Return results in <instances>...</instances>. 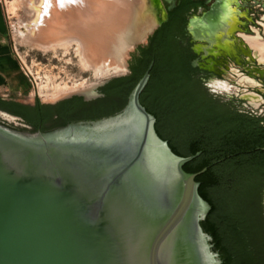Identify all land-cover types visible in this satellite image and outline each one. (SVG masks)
<instances>
[{"label":"water","instance_id":"obj_1","mask_svg":"<svg viewBox=\"0 0 264 264\" xmlns=\"http://www.w3.org/2000/svg\"><path fill=\"white\" fill-rule=\"evenodd\" d=\"M167 1L164 9L151 0L144 39L128 52L146 46L167 21L175 8ZM153 65L113 117L31 133L0 110V264H221L201 227L210 206L196 178L207 169L184 171L201 153L175 155L140 102ZM107 82L48 105L97 99Z\"/></svg>","mask_w":264,"mask_h":264},{"label":"trees","instance_id":"obj_2","mask_svg":"<svg viewBox=\"0 0 264 264\" xmlns=\"http://www.w3.org/2000/svg\"><path fill=\"white\" fill-rule=\"evenodd\" d=\"M201 5L197 0H181L168 11L167 21L133 54L130 74L98 88L97 99L74 96L55 106L37 99L29 107L0 96V110L21 118L31 133L113 117L127 106L153 63L140 102L155 117L158 136L175 155L189 158L201 153L184 171L198 174L207 169L196 182L210 206L201 227L211 238L212 252L221 264H264V116L221 102L197 77L194 55L183 37L188 14Z\"/></svg>","mask_w":264,"mask_h":264},{"label":"rangeland","instance_id":"obj_3","mask_svg":"<svg viewBox=\"0 0 264 264\" xmlns=\"http://www.w3.org/2000/svg\"><path fill=\"white\" fill-rule=\"evenodd\" d=\"M1 1L5 10V20L9 42L13 50L14 48H16V51L21 56L22 60L26 63L28 69L31 70L34 75V78L29 79L22 70V73L26 76L29 81L30 89L21 96L12 95L9 98H12L22 104H33L36 102L37 99H40L43 104L48 105L58 100H61L66 96L83 92V90H90L105 81H109L113 78L130 74L125 68L117 73L111 72L107 76H97L94 70L86 69L84 67L81 57L78 54L75 46H71L70 48L56 47L55 49H50L47 51L30 46L29 44L25 43L20 37V33H25L26 31L25 21L29 20L31 17V15L27 14L26 11H24L25 8L22 7V1ZM180 1L181 0H174V5L176 6ZM197 1L199 3H202V5L197 10L191 11L188 14L186 30L189 27L191 21L201 19L203 16L210 13L220 1L227 0ZM228 1L230 3H234L231 5L232 9H236L240 12H243L244 6L245 8L251 6L250 4L246 5L245 0ZM250 1L253 2V4H255L256 2L254 0ZM260 1L264 2V0ZM159 3L164 9H167V7L169 6L167 0H159ZM47 4L48 0L46 1V5ZM227 6L230 7V5L228 4ZM46 8L47 7L45 6V11ZM146 8L143 9L139 17L137 18L136 26L133 28L135 29L133 34L129 32L130 30H132V28L128 29L129 27L120 31V33H125L126 31L128 33V39L123 43H118L120 33L115 32V30L109 31L110 26L105 24L104 21H101V23H99L100 25H98L96 22L87 24L92 29H94L93 31H95L98 36L97 42H99V45H95L96 49L100 51V55L98 56V63L105 62L116 64L121 62L120 60H123L122 63L130 64L132 60V55L136 52L134 53L133 51H128L130 50L133 44H135L136 42H140L144 39V33H141L144 29V19L147 17V15L150 16V14H147V12L152 14V3L150 0H147ZM255 10L256 9L253 8L251 11H249L254 12ZM246 11L248 10H244V12ZM145 13L146 17L144 15ZM224 17L226 18V16ZM210 21L214 22H211V26L207 27V30H204L208 32V35L211 34L212 37L215 38L216 44H218L219 46H223V31L228 26V23H225V21L221 23L220 19H218L217 16L215 17L213 14L210 16ZM146 23L153 25L155 23V19L151 18V20H147ZM198 32H201L200 28ZM60 37L61 35L59 32L56 37H48V39H46L43 44L61 42L60 39H57ZM183 42L184 46H189L190 48L199 45V43L193 41L191 35H188V33L183 37ZM252 48L257 49L258 55L264 54V47H257L255 45H252ZM217 54L220 55V52ZM207 61L209 68H212L213 70L217 71H225V73H221L222 76L218 78H211V82L208 83V86H206L207 75L197 74V77L203 80V87L208 93H210L213 97L221 100V102L227 103L231 107L236 108L240 112H246L250 115L258 117L264 116V108L263 106H260L261 104L264 105V73L258 75L255 78H250L245 72L242 71V69H247L249 65H252L251 68H257L264 71V59L260 58L257 62L251 61L249 63H237L234 61H226V63H224L222 57H217L216 59H214L213 57H209ZM223 63L225 66H223ZM213 80L224 81L227 82V84H225V87H223L222 89L221 83L214 82V84H212ZM64 87H66V89H64ZM238 96H245V98L259 96L263 100L261 99V101L259 102H253L252 100H248L251 105L255 107L251 108L247 107L246 102L240 101ZM8 126H11L15 129H24L19 126L13 125V123H8Z\"/></svg>","mask_w":264,"mask_h":264},{"label":"bare ground","instance_id":"obj_4","mask_svg":"<svg viewBox=\"0 0 264 264\" xmlns=\"http://www.w3.org/2000/svg\"><path fill=\"white\" fill-rule=\"evenodd\" d=\"M21 1L22 7L25 8L24 11L31 15L30 19L25 21V33H20V37L25 43L44 51L56 47L70 48L75 46L84 67L94 70L97 76L102 77L109 75L111 72L117 73L125 69L126 64L122 63L123 60L116 64L98 63L100 51L95 47V45H99V42H97L98 36L93 31L94 29L87 24L96 22L100 25L99 23L104 21L105 24L110 26L109 31L115 30V32L120 33L122 29L127 27L133 29L140 13L147 7V0H48V6L46 5L47 0ZM219 3L222 6L218 5ZM219 3L211 13L199 20L191 21V32L197 39L212 43L216 42L211 34L208 35L206 28L214 22L210 21L212 14L215 17L217 16L221 23L225 21L224 14H222L225 6L222 2ZM45 6L47 7L46 11ZM228 26H230V22ZM196 27L197 29H195ZM199 28L200 33L198 32ZM59 32L61 37L57 39H60L61 42L43 44L48 37H56ZM119 35L118 43L127 41V31ZM263 55L261 54V59H264ZM83 92L89 93L90 90H83ZM245 99L249 100V98Z\"/></svg>","mask_w":264,"mask_h":264},{"label":"flooded vegetation","instance_id":"obj_5","mask_svg":"<svg viewBox=\"0 0 264 264\" xmlns=\"http://www.w3.org/2000/svg\"><path fill=\"white\" fill-rule=\"evenodd\" d=\"M254 1H256L255 4H253V2L250 0H245L246 5H251L250 7L246 8L244 6V10H248L246 12H244V10L243 12H240L236 9H232L231 5L234 3H230L228 0L220 1L225 6L224 12L222 13L224 16H226V18L224 17L225 23L227 22L229 25L230 22V26H227L223 31V46H219L215 41L212 43L209 41L199 40L194 37L192 32L189 31V27L187 28L188 35H191L194 42L199 43V45L191 48L194 55L192 66L198 71V74L207 75L206 86H208V83L211 82V78H218L222 76L221 73H225L224 70L217 71L209 68L207 61L209 57H213L214 59L217 57H222L224 63H226V61L249 63L251 61L257 62L258 59H260L261 55L257 54V49L252 48V45L264 47V2L260 0ZM227 4L230 5V7L227 6ZM253 8L256 10L254 12H250ZM195 29H197V27ZM219 52L220 55L217 54ZM224 63L223 66H225ZM251 66L252 65H249L247 69H242V71L245 72L248 77L255 78L258 75L264 73L263 70L257 68L254 69L251 68ZM214 82L221 83L222 89L225 87V84H227V82L219 80H213L212 84H214ZM238 97L240 101L246 102L247 107L255 108L248 100L243 99V96ZM261 99L262 98L259 96L249 97V100H252L253 102H259ZM260 106H263L264 108V105L261 104Z\"/></svg>","mask_w":264,"mask_h":264},{"label":"crops","instance_id":"obj_6","mask_svg":"<svg viewBox=\"0 0 264 264\" xmlns=\"http://www.w3.org/2000/svg\"><path fill=\"white\" fill-rule=\"evenodd\" d=\"M29 89V81L22 73L8 39L5 10L0 0V96L9 100L10 96H21Z\"/></svg>","mask_w":264,"mask_h":264},{"label":"built area","instance_id":"obj_7","mask_svg":"<svg viewBox=\"0 0 264 264\" xmlns=\"http://www.w3.org/2000/svg\"><path fill=\"white\" fill-rule=\"evenodd\" d=\"M14 53L16 58L19 60L20 64H21V69L24 71L25 75L29 78L32 79L34 78V75L32 73L31 70L28 69V67L26 66V63L22 60L21 56L19 55V53L16 51V48H14Z\"/></svg>","mask_w":264,"mask_h":264}]
</instances>
